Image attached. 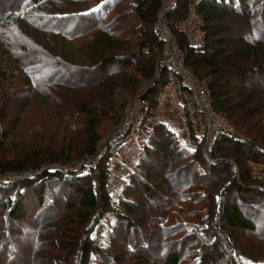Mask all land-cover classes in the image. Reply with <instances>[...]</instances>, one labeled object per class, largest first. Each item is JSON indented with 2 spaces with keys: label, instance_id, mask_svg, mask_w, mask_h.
I'll return each instance as SVG.
<instances>
[{
  "label": "trees",
  "instance_id": "16d2710c",
  "mask_svg": "<svg viewBox=\"0 0 264 264\" xmlns=\"http://www.w3.org/2000/svg\"><path fill=\"white\" fill-rule=\"evenodd\" d=\"M131 1L132 5L128 0H99L75 10V0L55 5L52 4L55 0H0V22L10 30L7 34L0 33V51L14 62V68L0 69V175L43 166L36 162L28 164L24 154H19L22 158L15 161L7 157L8 137L2 125L11 126L3 118H12L4 110L12 100L30 101L34 95H42L46 101H52L53 94L79 91V79L91 72L96 77V72L100 75L107 72L98 86L109 90L108 95L113 97L114 77L120 74L118 66L123 63L134 66L133 70L144 82L140 90L145 106L142 119L152 116L151 108H157L160 95L174 74L163 66V44L156 31L164 0ZM174 1L176 8L168 13L167 21L184 54L185 67L207 86L214 110L229 119L235 132L217 137L206 158L205 138L196 134L191 122L188 129L193 150L181 143L169 124L156 122L148 130L121 198L114 203L106 189V164L117 146L109 144L102 164L95 169L86 171L87 167L83 166L70 172L66 168H52L40 177L0 183V264L264 262V178L256 176L253 169L256 164H264V124L256 119L263 117L264 112L255 106L254 100L231 104L227 97L231 80L236 77L246 80L251 71L245 62L251 59L257 62L259 55L264 56V0H196L193 5L190 0ZM48 4L51 11L46 9ZM122 5L133 9L141 22L137 29L130 30L131 37L113 27V21L119 20L122 13L127 14ZM191 9L200 37L197 44L189 43L184 34V22ZM106 17L107 21L103 22ZM230 23L241 28L238 38L223 35L228 32L223 24ZM35 30L48 36L38 35ZM84 35L91 40L86 45L92 56L91 66L75 64L80 52L75 46L82 49L85 45L75 44L74 38ZM58 40L63 47L58 46ZM121 51L133 53L134 64L124 63L125 55ZM261 62L264 69V59ZM157 68L162 70L158 78ZM17 69L22 72L18 73ZM85 69L89 72H84ZM9 79L12 84L6 87L4 82ZM24 85L31 88V95L21 88ZM179 86L184 92L180 80ZM11 89L17 91L16 95L9 93ZM87 100L79 112L67 103L73 114L67 115L65 107L53 108L58 123L70 134L81 130L89 136L85 154L93 156L103 148L104 142H100L103 137L96 132L100 126L96 110L87 105ZM79 115H84L83 122L78 120ZM227 145L232 146L231 154L237 164L243 159L247 162L248 166L244 165L247 184L252 187L247 189L242 185L234 162L231 166L227 163L225 168L230 181L221 185V180H217L216 166L226 164L218 156L225 154ZM58 160L50 162L66 163ZM160 164L162 172L156 173ZM157 180L164 184H157ZM68 189L80 195L77 205L83 210L71 217L69 222L74 227L69 236L56 224L60 221L57 218L69 208V205L64 207V202L68 200L70 204L75 200L65 196ZM225 190L240 194L253 191L262 195V199L250 203L241 199L234 203L226 200ZM140 203L142 212L136 207ZM61 206L65 210L56 213ZM240 231L249 233L244 244L236 236ZM58 235L64 241L60 242ZM249 241L262 251L255 252L251 245L245 247Z\"/></svg>",
  "mask_w": 264,
  "mask_h": 264
},
{
  "label": "rangeland",
  "instance_id": "374dc122",
  "mask_svg": "<svg viewBox=\"0 0 264 264\" xmlns=\"http://www.w3.org/2000/svg\"><path fill=\"white\" fill-rule=\"evenodd\" d=\"M66 1L70 0H55V3L52 4H60ZM94 1L99 0H75V6L73 7L75 10L83 9V7L94 5ZM130 4L132 5V1L128 0ZM196 0H190V4L193 5V3ZM72 3V2H71ZM174 0H164L163 1V8L156 20V31H157V24L158 21L166 22L164 25L169 26V22L167 21L168 13L172 12L176 8ZM124 12L127 14L122 13L119 17V20L113 21L114 25L113 27L115 30L121 31V33L126 32L125 35L131 37L132 32L130 30L136 28L137 26H141V22L138 21L136 16H134L133 9H131L127 5L121 6ZM50 11L52 10L51 4H48V8ZM118 10V9H117ZM193 10L191 9V14L188 15V17H193ZM120 13V12H119ZM116 14V12H115ZM111 15V13L109 14ZM108 17L104 19L103 22H106ZM186 22V21H185ZM184 22V26H185ZM240 22V21H239ZM223 24L225 27L226 32L225 36L231 37V38H238V34L241 31V28L237 24ZM71 29V27H69ZM137 29V28H136ZM170 29V27H169ZM36 33L42 36H48V34L42 33L40 31L35 30ZM10 30H6V28L3 27L2 23L0 22V33H8ZM131 32V34H130ZM135 33V30H133ZM170 32V31H169ZM196 35L199 36V33L196 29L195 31ZM171 36L174 37V35L170 32ZM133 35V34H132ZM6 36V35H5ZM175 38V37H174ZM75 44L80 45L84 44V48L80 49V47L75 46V49L80 51L78 56L76 57L75 64L82 65V66H91L93 65L92 56L90 55V51L88 47L86 46L91 40L89 39V36H80L75 37ZM200 40V37L198 39V42ZM58 46L63 47V44L61 41L58 40ZM167 51L170 53V49L164 48L162 50V54ZM129 51V50H128ZM128 51H121L124 52V60L123 62H131L132 60V54ZM81 53V54H80ZM35 57V56H33ZM165 58V54H163L162 60ZM264 59L263 57H260V55L257 58V62L254 59H251L250 61L245 62L246 68H251V71L246 75V80L243 78L236 77V79L231 80V88L227 90L228 93V99L231 101V104H236L237 102H249V99L254 100L255 106L261 108L262 112H264V88L262 87V84L264 85V69L261 68V64ZM137 60H141L137 56ZM134 64V63H133ZM243 66V64H241ZM6 70L7 68H14V62L10 61L2 52L0 51V69ZM120 74L118 76H115V87L113 89V93L115 95L113 97H110L108 94L111 93L106 88H100L98 84L102 83V80L106 76L107 72H102L101 75L99 72H96L97 77L95 75H92L91 72L88 76H85L79 79V91H70V92H60L58 94H53L52 101L48 100L46 101L42 95H34L30 101H15L12 100L10 104L9 99V108L6 106L4 109L6 114L8 116H12V118H3L6 120V122L10 123L11 126H8L6 128V124L2 125L3 129H5L6 136L8 137L7 141V157H9V160H20L19 154H24L25 157H27L28 164H32L36 162L37 164L43 163L42 167H39V169L30 168L24 171H9L6 174V176H11L12 181L16 182L20 180H26L30 177H40V175L45 172L46 170L52 169V168H61V169H69L70 172H75L80 167L83 168V166L88 168L95 169L99 164H102L103 162V156L107 152V144L111 146H117L116 147V153L111 157L107 162V193L112 198V202L117 201L122 196V189L129 181V175L131 170L134 168V165L137 163L139 153L141 151V148L144 146L145 139L148 135V130L151 129V127L156 122H164L166 124H169L172 130H174L179 137V140L182 144H184L187 149L193 150L194 144L192 142V139L190 138V133L188 129V122L192 123L193 129H195L196 134L200 137H202V126L199 123V118L195 114V112L190 108L189 102H187V99L185 97L184 92L180 90L179 86V80L175 77L174 74L171 75L170 81L167 85V87L163 90L161 93V97L158 100L157 108H151L153 109L154 113L151 117L147 119H142L144 114L142 112V109L145 107L144 103H141V91L144 87V82L141 80L142 78L140 75H138L134 70V66H126L120 64L118 66ZM254 68H257V70H253ZM261 68V69H260ZM156 75L160 77L162 70L156 69ZM263 71V72H262ZM18 73H21V69H17ZM84 72H89V70L85 69ZM91 74V75H90ZM250 82H247V81ZM77 81V78H76ZM19 85V82H16ZM250 83H252L250 85ZM11 85L12 82L9 79L8 81L4 82V85L7 87L8 85ZM254 84V85H253ZM24 91L30 92V95L33 93L31 91V88L27 86L21 87ZM15 90L11 89V94L16 95ZM239 94V95H238ZM236 95L235 99L234 96ZM14 99V98H13ZM86 99L87 105L95 109L96 115H97V121H99L100 126L97 128L96 132L100 137H103L100 141L101 143L104 142L103 148L98 151L97 154L93 156H87L85 154V146L87 145L89 141V136L85 135V133H82L80 130V133L78 134H70L68 132V129H64L60 123H58L57 114L54 112V106H60L65 107L64 112L68 115L73 114V111L70 107H68V104L72 107H74L78 112L79 109H82V104H85ZM229 101V103H230ZM140 102V103H139ZM236 102V103H233ZM68 103V104H67ZM89 108V107H88ZM89 108V109H90ZM98 109V111H97ZM92 110V109H90ZM218 112V111H217ZM221 113V112H219ZM257 113V112H255ZM222 114V113H221ZM132 115V120H134V124L130 125L127 129V123H129L130 118ZM223 115V114H222ZM84 116V115H82ZM79 115L78 120L83 122V117ZM224 116V115H223ZM225 117V116H224ZM228 120V123L231 127L232 124L230 123L229 119L225 117ZM261 118V119H260ZM256 117V119H259L261 121V124H264V115L263 117ZM125 129V134L122 135L118 140L112 141V137L114 134H117L119 130ZM235 132V126L234 131ZM144 133V135L142 134ZM141 134V137L138 135ZM14 144V145H13ZM206 145V144H205ZM205 147V146H204ZM233 151V148L231 145H227L226 150L224 151L225 154H222V157L220 155L218 156L219 161H223L226 164L223 165H217L214 171V174L218 176L217 180H221V185H224L226 182L230 181V175L226 171V165L234 162V168L239 169V175L240 180L243 186H246L245 188L251 186L247 184L248 182V175L246 173L244 165H247V162L243 159L240 163L237 164V162L234 159V156L231 154ZM204 153L206 154V158L208 157V149L204 148ZM27 154V155H26ZM46 155V158H45ZM42 157L44 159H42ZM41 159V160H40ZM51 159H59L66 161L64 164H54L51 163ZM39 160V161H38ZM94 161V165L93 162ZM232 160V161H231ZM119 161L124 162L127 166V175L123 179L122 183L120 185L116 184L114 175L116 173V170L118 168ZM12 162V161H11ZM47 162V163H44ZM237 165V166H236ZM254 174L256 176H260L264 178V164L259 163L253 166ZM82 170V169H80ZM162 167L161 164L157 167L156 173H161ZM4 175V174H3ZM19 175V177H18ZM1 176V175H0ZM0 180H3L0 178ZM170 180V177L164 181L165 184H167ZM4 181V180H3ZM0 183H4V182ZM9 182V183H11ZM58 182V181H56ZM157 184H164L161 180L156 181ZM8 184V183H4ZM218 184V186H221ZM252 187V186H251ZM159 190L161 188H158ZM248 189V188H247ZM224 193L228 191H223ZM253 191H247L244 192V194H240L236 191L228 192V196L226 197V200H230L231 202L234 201V203L239 202V200L242 199V201H246L247 203H250L251 200H260L262 199V195H258L257 193H254ZM143 195V194H142ZM65 196H69L70 198H74L75 202H71L69 204L68 200L64 202V207L69 205L68 209L66 210L65 214L62 215V217L57 218V220H60L56 222L58 225L57 228L62 229L61 232L67 231V235L69 236L71 233V228L74 227V224H71L69 221L72 220V216L75 215L78 210L79 213H82L83 210L79 208L77 205V199L80 198V195H76L71 191V189H68V191L65 193ZM65 199V197H63ZM141 203L136 204L137 209L139 212L141 211ZM65 209H63V206L57 210L56 213L59 214L60 212H63ZM77 215V214H76ZM55 219V218H53ZM239 239L242 240V243H245V239H249V233L240 231L237 233ZM237 238V237H236ZM58 240L60 242L64 239L58 235ZM244 240V241H243ZM66 242V241H65ZM63 242L62 245L65 244ZM248 245H251L254 247L253 249L255 252L262 251L261 248H258L255 246L252 242L249 241V243L245 244V247H248ZM250 264H264V262H252Z\"/></svg>",
  "mask_w": 264,
  "mask_h": 264
},
{
  "label": "built area",
  "instance_id": "2783aa9c",
  "mask_svg": "<svg viewBox=\"0 0 264 264\" xmlns=\"http://www.w3.org/2000/svg\"><path fill=\"white\" fill-rule=\"evenodd\" d=\"M184 34L187 37L189 43L197 44L199 37L196 35V22L193 17H188L185 20ZM166 23V22H165ZM158 21L157 24V35L161 40L163 47L170 49V53L167 51L164 53L165 58L163 59V66L167 67L179 78L182 86H185L184 94L189 102L190 108L201 118L202 128L204 131V143L205 148L209 149L220 135L226 133L231 134L234 131V126L231 127L228 120L219 112L214 110L211 95L208 88L204 83L195 77L189 70L185 67V58L182 50L177 42V39L171 36L168 24ZM140 103V102H139ZM143 103V101H141ZM127 123V129L130 125L134 124L132 120ZM125 129L119 130L117 134H114L111 138L112 141L118 140L122 135L125 134ZM92 161V160H91ZM93 165L95 164L94 161ZM127 175V166L124 162L119 161L118 168L114 175L116 184L120 185L123 179ZM19 177V175H18ZM0 182L9 183L12 181L11 176H6V174L0 176Z\"/></svg>",
  "mask_w": 264,
  "mask_h": 264
},
{
  "label": "crops",
  "instance_id": "0c3cea01",
  "mask_svg": "<svg viewBox=\"0 0 264 264\" xmlns=\"http://www.w3.org/2000/svg\"><path fill=\"white\" fill-rule=\"evenodd\" d=\"M196 114V113H195ZM197 115V114H196ZM197 117L199 118V116L197 115ZM199 123L201 124V118H199ZM202 126V124H201ZM204 131H205V128L202 129V137H204ZM144 135V133H142ZM140 136V138L142 137L141 134H138ZM144 137V136H143ZM142 137V138H143ZM145 138V137H144Z\"/></svg>",
  "mask_w": 264,
  "mask_h": 264
}]
</instances>
